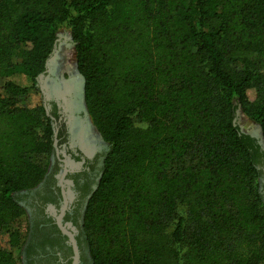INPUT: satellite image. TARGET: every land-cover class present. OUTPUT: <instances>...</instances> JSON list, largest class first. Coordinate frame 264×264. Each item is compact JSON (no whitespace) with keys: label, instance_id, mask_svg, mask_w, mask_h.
I'll return each mask as SVG.
<instances>
[{"label":"trees","instance_id":"trees-1","mask_svg":"<svg viewBox=\"0 0 264 264\" xmlns=\"http://www.w3.org/2000/svg\"><path fill=\"white\" fill-rule=\"evenodd\" d=\"M64 27L109 148L92 263L264 264V147L235 123L264 143V0H0V264L22 262L18 195L54 149L37 77Z\"/></svg>","mask_w":264,"mask_h":264},{"label":"flooded vegetation","instance_id":"flooded-vegetation-1","mask_svg":"<svg viewBox=\"0 0 264 264\" xmlns=\"http://www.w3.org/2000/svg\"><path fill=\"white\" fill-rule=\"evenodd\" d=\"M60 93H46L44 98L54 131L48 171L37 187L18 195L28 218L22 264H74L76 252L70 236L77 246L78 264H93L83 219L107 151L92 146L91 131L82 117L79 113L71 116L67 109L70 96Z\"/></svg>","mask_w":264,"mask_h":264},{"label":"rangeland","instance_id":"rangeland-1","mask_svg":"<svg viewBox=\"0 0 264 264\" xmlns=\"http://www.w3.org/2000/svg\"><path fill=\"white\" fill-rule=\"evenodd\" d=\"M71 79H74V82L77 83L81 91L80 93L82 94L80 96V107L82 108H80L81 110L78 116L82 117L84 123L86 124V127H88V129L91 131V135L89 137L90 143L97 150H106L108 152V145L106 144L104 137L96 124L95 118L90 114L85 103L84 79L77 70L75 44L73 42L70 30L67 27H64L57 35V41L52 54L46 62L45 71L37 77V86L43 95V100L46 93L49 94L51 92L61 91V87H55L58 82L61 83L63 81H69ZM31 99H29L30 105H37L40 101L39 97L37 96H32ZM235 123L240 132L255 137L262 143L264 147L261 128L254 122L247 119L240 109L236 112ZM52 155L53 152L50 155H43L37 158L40 165L47 171ZM24 193L25 192L21 194ZM14 227L21 233L23 240H25L28 227V218L26 215V211L25 214H21L20 219L15 223ZM2 246L9 249L7 244H3Z\"/></svg>","mask_w":264,"mask_h":264},{"label":"bare ground","instance_id":"bare-ground-1","mask_svg":"<svg viewBox=\"0 0 264 264\" xmlns=\"http://www.w3.org/2000/svg\"><path fill=\"white\" fill-rule=\"evenodd\" d=\"M56 82H58V81H56ZM55 87H61L60 95L62 97L64 95L70 96L71 101H68L66 105H67V109H71V111H72L71 116H74V115H72L73 113H80V110H81L80 108H82V107H80V96L82 94L80 93L81 91H80V88L78 87L77 83L74 82V79H71L69 81H63L61 83L58 82L55 85Z\"/></svg>","mask_w":264,"mask_h":264},{"label":"water","instance_id":"water-1","mask_svg":"<svg viewBox=\"0 0 264 264\" xmlns=\"http://www.w3.org/2000/svg\"><path fill=\"white\" fill-rule=\"evenodd\" d=\"M56 143V142H55ZM55 147H56V144H55ZM59 224H61L60 223V220H59ZM69 236H70V234H68ZM71 237V240L73 241V243H74V248H75V252H76V260H75V263L74 264H78V251H77V246H76V244H75V241L73 240V238H72V236H70Z\"/></svg>","mask_w":264,"mask_h":264}]
</instances>
